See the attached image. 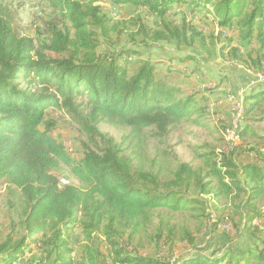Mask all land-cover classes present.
<instances>
[{
  "label": "trees",
  "instance_id": "trees-1",
  "mask_svg": "<svg viewBox=\"0 0 264 264\" xmlns=\"http://www.w3.org/2000/svg\"><path fill=\"white\" fill-rule=\"evenodd\" d=\"M56 1L70 27L51 24L37 43L19 36L8 10L0 6V183L5 186L9 209L18 213L24 230L20 238L10 235L0 243V264H172L159 254H141L132 240L150 221L153 210L177 212L197 205L205 212L204 200L185 193L199 175L181 164L172 180L160 182L157 176L136 169L111 139L103 147L83 145V154L75 162L52 136L55 122L46 117V111L63 112L90 141L102 137L97 125L104 122L128 128L130 139L139 144L144 136H166L172 127L200 113L199 99L181 97L178 88L157 80L154 62L141 59L129 73L121 62L124 54H98L97 33L108 39L117 30L116 25L109 27L102 7L96 4L100 0ZM104 1L152 15L155 25L163 28L152 33L154 42L175 40L188 48L199 44L209 57L214 51L205 46L200 25H211L217 33L211 36L212 43L225 38L221 53L226 49L236 62H249L248 72L264 69V0ZM192 60L190 54L179 59ZM249 93L237 109L246 106L247 112L252 111L264 98L261 91ZM260 119L264 122V116ZM244 130L239 125L235 131L239 141ZM234 147L237 144L228 148L230 152ZM253 151L255 162L238 168L228 154L220 166L212 162L207 174L217 182L215 195L247 191L241 206L246 227H253L255 220L264 225V204L256 206L264 197V146ZM61 167L69 169L80 188L59 185L54 173ZM246 180L253 184L250 188ZM199 189L206 193L207 184ZM77 224L82 242L73 249L69 231ZM182 234L193 247V237L186 231ZM161 237L158 231L155 245ZM174 238V229L168 230L165 243L172 244ZM259 241L262 248L192 254L180 264H264V237Z\"/></svg>",
  "mask_w": 264,
  "mask_h": 264
},
{
  "label": "rangeland",
  "instance_id": "rangeland-1",
  "mask_svg": "<svg viewBox=\"0 0 264 264\" xmlns=\"http://www.w3.org/2000/svg\"><path fill=\"white\" fill-rule=\"evenodd\" d=\"M96 4L102 7L109 27L117 26L116 31L109 33L108 39L97 33V53L105 55V51H109L110 54H124L121 62L129 73L133 72L141 59L154 62L157 65L155 78L178 88L181 97L193 95L198 98V106L202 111L172 127L166 136H144L141 143L137 144L130 139L128 128L104 122L97 125L102 137L90 141L80 134L63 112L49 108L46 117L55 122L52 136L64 144L75 162L83 154V145L94 148L93 144H97L103 147L104 142L111 139L119 146L122 155L131 159L136 169L157 176L160 182L172 180L181 164L190 166L199 175L198 179L191 181L185 193L191 199L204 200L207 204L205 212L203 207L197 205L177 212L165 208L153 210L150 221L132 240V245L141 254H159L172 264H180L183 258L192 254L208 255L212 251L247 252L262 248L259 240L264 237V225L259 226L260 221L255 220L252 222L253 227H246L244 216L241 215L247 191L215 195L218 192L217 182L207 177V174L212 162H218L220 166L219 162L228 154H231L228 156L230 159L233 155L238 168L256 161L253 150L264 146V122L260 121L264 116V98L252 111L247 112L246 106L242 110L237 108L242 105L249 92L259 90L264 93V69H251L248 72L251 66L249 62H236L226 49L221 53V44H224L225 38L221 37L217 39V43H212L211 36L217 33L211 25L203 28L200 25L207 43L205 46L214 51L209 57L199 44L188 48L183 44L178 45L175 40L154 42L152 33L163 28L156 26L155 18L145 10L128 5L114 6L104 0ZM0 6L8 10L14 31L19 36L34 38L36 43L46 37L41 34H46L47 27L51 24L56 23L61 29L70 27L65 12L56 0H0ZM173 12L171 10L170 13ZM177 23L180 24L179 17ZM133 51L138 54H126ZM186 54L193 56L194 60L180 62L179 59H183ZM47 55L56 57L51 53ZM78 100L80 102L82 99ZM237 112H241V122L237 123L245 127L240 141H236L234 128L231 127ZM194 119L197 122H192ZM228 142L237 144L231 152L229 149L232 144L229 146ZM54 174L59 178L60 186L70 183L77 188L81 187L66 167H61ZM237 175H240L239 171ZM240 178L243 179L242 176ZM246 182L247 188L253 185L248 180ZM204 184H207L206 193L199 189ZM263 204L264 197L256 206L258 208ZM18 216V213L9 209L5 186L0 183V243L7 236L18 239L24 234ZM170 229H174L175 234L172 244L165 243ZM158 231H161L162 237L159 244L155 245L153 240ZM184 231L193 237V247L183 240ZM39 237L37 235L33 238ZM81 242L80 226L77 224L69 231V243L76 249Z\"/></svg>",
  "mask_w": 264,
  "mask_h": 264
},
{
  "label": "built area",
  "instance_id": "built-area-1",
  "mask_svg": "<svg viewBox=\"0 0 264 264\" xmlns=\"http://www.w3.org/2000/svg\"><path fill=\"white\" fill-rule=\"evenodd\" d=\"M237 113L238 114H237V117L235 118V121L233 122V124H231V127L234 128V134H235V131H236V129L238 128V126L240 124V123H237V122L240 121L239 119L241 118V116H240L241 113L240 112H237ZM235 136H236V141H239L236 134H235Z\"/></svg>",
  "mask_w": 264,
  "mask_h": 264
},
{
  "label": "crops",
  "instance_id": "crops-1",
  "mask_svg": "<svg viewBox=\"0 0 264 264\" xmlns=\"http://www.w3.org/2000/svg\"><path fill=\"white\" fill-rule=\"evenodd\" d=\"M243 79V78H242ZM254 91H257V90H254ZM259 91V90H258Z\"/></svg>",
  "mask_w": 264,
  "mask_h": 264
},
{
  "label": "bare ground",
  "instance_id": "bare-ground-1",
  "mask_svg": "<svg viewBox=\"0 0 264 264\" xmlns=\"http://www.w3.org/2000/svg\"><path fill=\"white\" fill-rule=\"evenodd\" d=\"M233 142V141H232ZM37 247V246H36Z\"/></svg>",
  "mask_w": 264,
  "mask_h": 264
}]
</instances>
